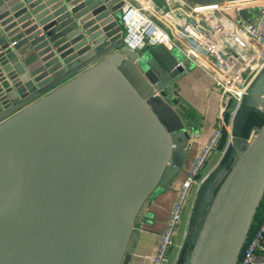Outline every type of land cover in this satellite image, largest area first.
<instances>
[{
    "label": "water",
    "instance_id": "obj_1",
    "mask_svg": "<svg viewBox=\"0 0 264 264\" xmlns=\"http://www.w3.org/2000/svg\"><path fill=\"white\" fill-rule=\"evenodd\" d=\"M124 4L0 0V264H131L152 196L184 164L175 82L189 68L163 44L127 47ZM255 108L264 113V70L182 264L238 263L264 195V123L246 138Z\"/></svg>",
    "mask_w": 264,
    "mask_h": 264
},
{
    "label": "built area",
    "instance_id": "obj_2",
    "mask_svg": "<svg viewBox=\"0 0 264 264\" xmlns=\"http://www.w3.org/2000/svg\"><path fill=\"white\" fill-rule=\"evenodd\" d=\"M253 7L258 12L251 21L245 20L241 10ZM122 25L127 47L144 50L163 44L168 50L178 48L211 75L220 94L217 124L208 141L202 143L185 179L177 183L170 215L150 257V264H168L185 209L207 180L208 174H203V170L213 152H224L218 147L224 130L229 131L227 146L232 145L238 113L252 84L264 70V0L214 5H195L188 0H125ZM155 92L161 94L160 89ZM255 131L252 129L246 138ZM263 241L264 217L258 229L247 237L237 264H264V260L257 258Z\"/></svg>",
    "mask_w": 264,
    "mask_h": 264
},
{
    "label": "crops",
    "instance_id": "obj_3",
    "mask_svg": "<svg viewBox=\"0 0 264 264\" xmlns=\"http://www.w3.org/2000/svg\"><path fill=\"white\" fill-rule=\"evenodd\" d=\"M131 1L137 2V0ZM175 88L178 90V95L182 100L184 107L187 108L191 144L186 149L184 164L173 182H171L168 188L166 187L158 190L152 196L151 202L148 205L144 216L143 226H141L139 230L140 236L131 264H150V257L156 249L160 233L165 228L175 201L177 183L185 179L195 158L200 152L202 143L208 141L218 121L220 94L218 88L214 84L213 78L209 73L205 72L202 67L197 66L188 69L187 73L175 82ZM193 131L199 132L200 135L194 136ZM227 132L229 140V131ZM212 160L213 159L208 161L203 170V174L208 173L214 165ZM191 199L184 214L189 210ZM182 224L183 223H181V226L177 231L178 233L175 236V242L182 232L184 234L186 232L184 226L182 227ZM172 250L169 255L168 264H174L173 255L171 254ZM257 258L264 260V246L258 251Z\"/></svg>",
    "mask_w": 264,
    "mask_h": 264
},
{
    "label": "trees",
    "instance_id": "obj_4",
    "mask_svg": "<svg viewBox=\"0 0 264 264\" xmlns=\"http://www.w3.org/2000/svg\"><path fill=\"white\" fill-rule=\"evenodd\" d=\"M263 122H264L263 111L258 108L253 109L250 114L248 126L246 129V136H249L252 128H254L256 125H261L259 123H263ZM226 140H228V132L227 130H224L219 146L224 147L227 143ZM230 165L231 163L229 164L228 167H230ZM219 174L220 172L217 171L215 175L210 176V178L203 183L202 187L198 191V194H197L194 206H193V210L190 215L188 228H186V238H185L186 245H185L184 251L182 252L183 256L186 255L191 249V247L193 246L194 240L199 232V229L202 225L204 216L209 206V201H208L209 196L212 193H214L218 187L219 180L217 179V176ZM263 217H264V195L262 197V200L259 206L257 207V211L253 218L248 237L254 232V230L258 229ZM263 244H264V241H263Z\"/></svg>",
    "mask_w": 264,
    "mask_h": 264
},
{
    "label": "rangeland",
    "instance_id": "obj_5",
    "mask_svg": "<svg viewBox=\"0 0 264 264\" xmlns=\"http://www.w3.org/2000/svg\"><path fill=\"white\" fill-rule=\"evenodd\" d=\"M155 1H160V0H154V2ZM157 6H159V5H157ZM174 51H176L178 54H180L181 57L185 60L186 65H187V68L191 69L193 67H197L196 64H195V62L192 61V60L187 59L185 57V55L183 53H181L178 48H174ZM263 123H259V124L262 125ZM261 125H256L258 127L255 126L254 128H256V130H257V129H259V127ZM226 141L228 142V140H226ZM218 147H219L220 150H224V152H221V153L213 152L211 154V156H210V158H209L208 161H210L211 159H213L212 162H213L214 165L211 167L210 171L208 173H206V174H208V177H207V180H208L210 178V176L215 175L217 171H223L222 173H220L217 176V179L220 182V180H222V177H223L225 168H227L229 166V164L232 163L233 158H234L233 157L234 154H233V147H232V145L227 146V143H226V145L224 147H220V146H218ZM214 154H217V155H214ZM197 194L195 195V197H193L191 199V202H190L191 205L189 207V210H187V213L183 214V219H182V223L183 224H182V227L184 226V228H185L184 230H186V228H188L190 215H191V212L193 210V206H194V203H195ZM185 238H186V234H184L182 232V234L179 235V238L177 239V241L175 242V244L173 246V250H172V253L171 254L173 255V262H174V264H182L183 261H184V259H185V257H186V255L191 251V249H190L189 252L186 255H184V256L182 255V252L184 251V248H185V245H186Z\"/></svg>",
    "mask_w": 264,
    "mask_h": 264
},
{
    "label": "bare ground",
    "instance_id": "obj_6",
    "mask_svg": "<svg viewBox=\"0 0 264 264\" xmlns=\"http://www.w3.org/2000/svg\"><path fill=\"white\" fill-rule=\"evenodd\" d=\"M212 5H214V4H212ZM254 102L256 103V104H258L259 106L261 105L259 102H257L256 100H254ZM194 132V131H193ZM192 133V132H191ZM169 187V186H168ZM167 187V188H168ZM147 211V210H146ZM178 233V232H177Z\"/></svg>",
    "mask_w": 264,
    "mask_h": 264
}]
</instances>
